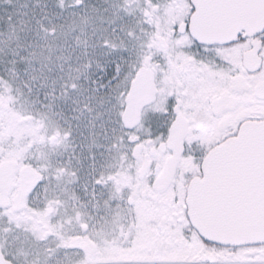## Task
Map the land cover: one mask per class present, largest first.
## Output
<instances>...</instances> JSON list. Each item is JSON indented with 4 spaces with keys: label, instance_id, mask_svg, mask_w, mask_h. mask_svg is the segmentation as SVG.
I'll list each match as a JSON object with an SVG mask.
<instances>
[{
    "label": "snow or ice",
    "instance_id": "snow-or-ice-1",
    "mask_svg": "<svg viewBox=\"0 0 264 264\" xmlns=\"http://www.w3.org/2000/svg\"><path fill=\"white\" fill-rule=\"evenodd\" d=\"M0 264H264V0H0Z\"/></svg>",
    "mask_w": 264,
    "mask_h": 264
}]
</instances>
